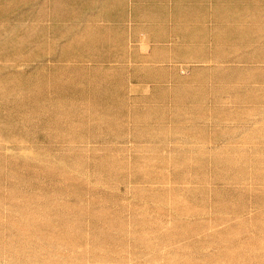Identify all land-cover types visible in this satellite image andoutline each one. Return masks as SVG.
I'll return each instance as SVG.
<instances>
[{
    "label": "crops",
    "instance_id": "1",
    "mask_svg": "<svg viewBox=\"0 0 264 264\" xmlns=\"http://www.w3.org/2000/svg\"><path fill=\"white\" fill-rule=\"evenodd\" d=\"M46 10L62 21L60 61L31 63L32 96L0 100L29 101L32 123L62 148L136 150L214 223L264 222V0H47Z\"/></svg>",
    "mask_w": 264,
    "mask_h": 264
},
{
    "label": "rangeland",
    "instance_id": "2",
    "mask_svg": "<svg viewBox=\"0 0 264 264\" xmlns=\"http://www.w3.org/2000/svg\"><path fill=\"white\" fill-rule=\"evenodd\" d=\"M46 2L0 0V96H32L31 63L60 61L62 21ZM32 112L0 100V264H264L254 213L214 223L136 150L62 148Z\"/></svg>",
    "mask_w": 264,
    "mask_h": 264
}]
</instances>
